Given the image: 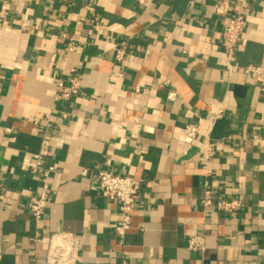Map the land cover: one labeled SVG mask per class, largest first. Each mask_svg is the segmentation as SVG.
I'll return each mask as SVG.
<instances>
[{
    "label": "crops",
    "instance_id": "obj_1",
    "mask_svg": "<svg viewBox=\"0 0 264 264\" xmlns=\"http://www.w3.org/2000/svg\"><path fill=\"white\" fill-rule=\"evenodd\" d=\"M218 1L0 0V264H45L60 233L80 237L77 264H264V91L242 70L227 74ZM225 1L247 4L237 65H258L264 0ZM71 73L80 94L61 100ZM45 137L55 171L37 221L27 202L41 182L27 159ZM100 171L141 184L122 244ZM207 188L242 208L204 207ZM198 234L204 253L188 250Z\"/></svg>",
    "mask_w": 264,
    "mask_h": 264
},
{
    "label": "built area",
    "instance_id": "obj_2",
    "mask_svg": "<svg viewBox=\"0 0 264 264\" xmlns=\"http://www.w3.org/2000/svg\"><path fill=\"white\" fill-rule=\"evenodd\" d=\"M142 3V1H141ZM247 4L234 5L228 1L222 0L214 5V14L218 17L228 18V24L223 32V45L228 55V64L226 72L232 75L242 70L245 75L262 84L264 91V57L258 65H251L241 68L237 65L238 48L243 44V35L246 29V22L243 14V8ZM69 85L63 81H58L57 86L61 89L59 99L69 101L72 97L80 94L81 86L77 78L72 73L69 75ZM40 120H38L39 122ZM49 121V120H48ZM36 122L35 125L40 123ZM53 121L46 122V130L50 129ZM200 126L188 125L185 129V143L192 148L198 140ZM8 134L12 133L11 129H7ZM205 153L203 159L205 164L209 161L214 152L213 145L206 142L204 145ZM50 144L48 138L42 151L27 159L28 163H32L40 177L41 190L38 195L28 199L27 208L29 213L37 220H41L46 215L47 210L52 202L51 193V174L55 171L53 166H46V159L50 154ZM205 172H210L205 167ZM97 184L104 199L115 202L119 205L121 220L115 228V233L123 243L125 236L132 229V214L140 205L141 184L132 178L115 174L108 171H100L97 175ZM204 207H214L218 211L225 213H234L242 208V202L239 200H217L209 188L206 189L205 198L202 201ZM81 250V239L76 234L60 233L51 237L50 247L45 260V264H77L79 261ZM188 250L194 253H204L207 250L206 238L203 234L191 236L188 241Z\"/></svg>",
    "mask_w": 264,
    "mask_h": 264
}]
</instances>
